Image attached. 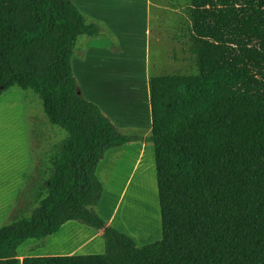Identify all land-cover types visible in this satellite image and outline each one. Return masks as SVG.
<instances>
[{"label":"trees","instance_id":"16d2710c","mask_svg":"<svg viewBox=\"0 0 264 264\" xmlns=\"http://www.w3.org/2000/svg\"><path fill=\"white\" fill-rule=\"evenodd\" d=\"M186 16L198 73L149 77L143 137L79 94L77 39L103 29L73 0H0V96L32 93L66 133L0 225V264H264V0H189ZM143 144L153 148L162 237L137 246L97 214L96 169L107 152ZM72 221L103 230V254L19 259L26 241Z\"/></svg>","mask_w":264,"mask_h":264},{"label":"rangeland","instance_id":"374dc122","mask_svg":"<svg viewBox=\"0 0 264 264\" xmlns=\"http://www.w3.org/2000/svg\"><path fill=\"white\" fill-rule=\"evenodd\" d=\"M188 4L189 0H150V34L147 39L148 57L147 59L143 58L140 62L141 64H146V73H148L149 76H161L176 73L195 75L198 73L194 61L188 52L189 43L187 35L189 23L186 16ZM143 13H145V10H143ZM107 36L109 38L111 37L109 34H107ZM85 38L87 37H79L76 44H79ZM144 47L145 46L143 45L142 49H144ZM131 53L133 56L137 57L140 52H138L135 47H132ZM75 59L76 57H74L72 61V67L77 80L79 94H81L84 92L82 86L86 80L82 76V69L80 71L81 66H78V59L77 62ZM141 69L142 67L139 65V61H135L134 59L130 60L126 68L119 69L120 75L118 76V79L107 82L103 86V91L105 94L108 93L106 97L113 101L112 103L110 100L112 104H109L110 109L109 115L107 116L117 126L118 130L123 134L131 135L137 133L145 137L149 134L150 127L145 128L143 126L144 128H138V124H132L138 122L124 121L123 119H125L126 115L117 107V101H119L117 99L119 98V95L115 94L117 92L122 94L125 93L127 98H132L129 92V89L131 88L129 83H137L134 72L138 73V70L141 72ZM139 80H141L140 77ZM17 94H20L19 99L17 98ZM24 95L25 93L14 88L0 96V139H6L9 137L10 140L5 141L4 143H10L11 141L18 142L15 139L13 131L14 128L18 127V119H22V114H18L17 107L20 108L19 100L23 97L28 138L31 141L32 158L35 164L39 158H45L48 154L50 155L51 147L65 138L66 133L60 128L51 126L47 123L37 97L32 93H29L26 96ZM2 107L5 108L4 111L6 114H4ZM21 107L23 108V106ZM147 118L148 117L146 116V119ZM120 122L124 124L120 125ZM145 122H147V120ZM145 125L147 126V124ZM37 131L44 132V138H42L43 135H38ZM38 143L39 146H37ZM16 149L18 148H15V151L17 152ZM4 151L6 150H0V152ZM112 151L116 152L117 149ZM121 154L123 153H119L117 156H120ZM125 156L133 159L130 155ZM12 159L11 154L7 155L6 152L0 154V167L4 164H10ZM153 164V149L151 145H148L145 151V157H143L140 165L136 166L134 161L126 163L125 165L124 162L123 165L113 162L110 164L111 169L117 171L118 167L121 166L119 169L121 172L120 176L115 182L106 181L104 179L102 180L104 194L99 207L100 217L107 221L106 218L109 217L108 212L118 203L119 196L124 190L121 197L122 199L120 198V202L118 203L121 205L119 211L115 215V225L111 226L129 236L137 246L158 241L162 237L155 179L156 175L154 171L152 172V168L154 167ZM147 167L149 169L151 167L150 172H148ZM134 169L137 170V176L133 174L131 175V171ZM139 172H143V175ZM131 203H133L132 208H128ZM18 207L22 210L28 211L32 206L29 202H20ZM124 214L128 216V219L130 218L129 221L125 219ZM136 216L137 218H134ZM132 219H135L133 223ZM131 223L134 224V227L131 226ZM71 225H74L73 231L78 233L76 238L69 231V226ZM99 231L103 234V230H91L78 225L76 222H68L56 234L52 235V237L50 236L41 242H36L35 240L26 241L18 248V254H20L19 259L21 260L23 256L46 255L47 253L44 254L42 250L52 246L55 240L63 237L68 238V240L66 242L55 244L49 248L47 250L49 253L47 256H67L76 253L103 254L105 250L104 241L102 234H99ZM48 239H51V241L48 242ZM33 247H36V249L31 251V248ZM70 250H72L71 254H66L68 253L67 251Z\"/></svg>","mask_w":264,"mask_h":264},{"label":"crops","instance_id":"0c3cea01","mask_svg":"<svg viewBox=\"0 0 264 264\" xmlns=\"http://www.w3.org/2000/svg\"><path fill=\"white\" fill-rule=\"evenodd\" d=\"M73 2L86 15V20L88 23H97L103 29V32L100 35L93 38L87 37L79 44H76L73 59L74 57H76V62L78 59V66H81L80 71L82 69V76L86 80L82 86L84 92L80 93L85 96V98H88L90 101L97 104L106 116L109 115V104L112 103L110 102V99L106 97L108 93H104L103 86L107 82L117 80L118 76L120 75L119 69L126 68L130 60L134 59L135 61H139V65H141L142 67L141 72L139 73V77L142 83L141 89L143 95L145 96L148 118L147 123L132 124H138V128H151L148 90V79L150 76L148 75V73H146V64L140 63L143 58L147 59L148 57L147 39L150 34V0H73ZM143 10H145V13H143ZM107 34H109L111 37L109 38ZM143 45L145 46L144 49H142ZM137 46H139L140 48ZM132 47H135V49L140 52L137 57L133 56V54L131 53ZM17 95L18 97H16L19 99L20 94ZM19 101L20 108L17 107V110L18 114H22V119H18V127L14 128L13 131L15 139L18 142L16 143L15 141H11L10 143H4L5 141L10 140L9 137H7L6 139H0V150H6L4 152H6L7 155L11 154V157L13 158L10 164H4L0 167V225L8 220L10 211L14 208L15 198L24 186L26 175L30 173V171L34 167V160L32 158L31 151L32 145L31 141L28 138V130L26 126V118L24 112L25 103L23 101V97ZM21 106H23V108ZM119 124L122 125L124 123L120 122ZM145 124H147V126ZM37 133L38 135H43L44 132L42 133L40 131H37ZM42 138H44V135L42 136ZM37 146H39V143L37 144ZM147 146L148 145L145 144L135 146L132 145L118 148L116 152L112 150L111 152H107L104 159L99 163L96 169V175L101 184L103 179L110 182H115L117 180V178L121 174L119 170L121 166H119L116 171L111 169L110 164L114 162L116 164L119 163L123 165V157H127L125 155H130L131 158H133L130 159L131 162L134 161V164L136 166L140 165L142 162V160L140 159V154L145 153ZM16 147L18 148L16 149L17 152L15 151ZM4 152H0V154ZM119 153L123 154L117 156V154ZM153 165L154 167L152 168V172H155V164ZM139 173L143 175V172ZM132 174L137 176V170L134 169L133 171H131V175ZM123 193L124 190L119 196L118 203L120 202V198L122 197ZM118 203L112 208V210L110 209V211L108 212L109 217L106 218L107 225H115V215L119 211L121 205H119ZM99 207L100 204L96 208V212L98 215L100 209ZM73 228L74 225L69 226V231L76 238L78 236V233L74 232ZM99 234H102V232L99 231ZM51 239H48V242H50ZM67 240L68 238L65 237L57 239L52 246L61 242H66ZM52 246H49L48 248H44V250H42L44 254L47 253L46 255L32 256H47L49 254L47 250ZM71 251L72 250L67 251L68 253L66 254H71Z\"/></svg>","mask_w":264,"mask_h":264},{"label":"bare ground","instance_id":"6f19581e","mask_svg":"<svg viewBox=\"0 0 264 264\" xmlns=\"http://www.w3.org/2000/svg\"><path fill=\"white\" fill-rule=\"evenodd\" d=\"M139 72H140V70H138V73L134 72L135 73V80H137L136 81L137 83H134V82L129 83L131 86V88L129 89L130 90L129 92H130L132 98H127L125 93L124 94L118 93V92L115 93V94L119 95V98L117 99V100H119V101H117V107L120 110H122V112L126 115L125 119H123L124 121L147 123V122H145L147 120L146 119L147 109H146V104H145V96L143 95V92L141 89L142 83H141V80H139V76H140ZM112 103H113V101H112ZM2 109H3L4 114H6V112L4 111L5 108L2 107ZM143 157H145V153L140 154L141 160L143 159ZM123 158H124V160L127 159L126 161H124V165L126 163L131 162L130 158H127V157H123ZM147 169H148V172H150V169L148 167H147ZM132 204L133 203H131L130 206H128V208H132ZM134 218H137V216ZM125 219H127L128 221L130 220V218L128 219L127 215H125ZM134 221H135V219H132V223ZM131 226L134 227V224H132Z\"/></svg>","mask_w":264,"mask_h":264}]
</instances>
